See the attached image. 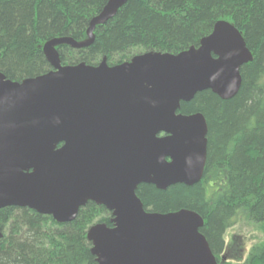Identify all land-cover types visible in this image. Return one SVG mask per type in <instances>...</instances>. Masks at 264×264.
<instances>
[{
	"label": "water",
	"instance_id": "1",
	"mask_svg": "<svg viewBox=\"0 0 264 264\" xmlns=\"http://www.w3.org/2000/svg\"><path fill=\"white\" fill-rule=\"evenodd\" d=\"M125 2L108 0L86 41L47 42L49 72L20 82L0 72V209L28 208L68 223L92 202L112 216L111 227L87 232L97 264H216L197 213L146 211L136 190L201 181L207 124L201 113H179L181 103L205 90L233 98L251 52L235 26L219 20L198 47L177 54L61 64L56 45L90 46L95 26Z\"/></svg>",
	"mask_w": 264,
	"mask_h": 264
},
{
	"label": "trees",
	"instance_id": "2",
	"mask_svg": "<svg viewBox=\"0 0 264 264\" xmlns=\"http://www.w3.org/2000/svg\"><path fill=\"white\" fill-rule=\"evenodd\" d=\"M107 1L0 0V72L18 82L47 73L44 45L63 38L86 41L89 22ZM218 20L241 33L252 60L241 67L233 98L205 90L181 103V114L201 113L207 124L202 179L166 190L140 184L136 194L146 211L197 213L203 220L199 232L218 261L226 231L243 215L262 239L234 264H264V0H126L110 20L95 26L90 46L63 43L55 49L62 65L95 66L106 57L111 66L150 51L177 54L197 47ZM207 179L218 180L213 191ZM110 219L111 213L92 202L68 223L27 208H2L0 264H96L87 231L97 223L110 227Z\"/></svg>",
	"mask_w": 264,
	"mask_h": 264
},
{
	"label": "rangeland",
	"instance_id": "3",
	"mask_svg": "<svg viewBox=\"0 0 264 264\" xmlns=\"http://www.w3.org/2000/svg\"><path fill=\"white\" fill-rule=\"evenodd\" d=\"M206 183L211 186V188H208L209 191H213L217 186L218 180L209 179ZM261 239L262 234L258 227L249 223L243 215H239L235 224L229 228L224 235L225 252L222 255L224 256L223 261H225L223 263L234 264L239 260H244L249 249L261 241ZM231 249L240 254V256L236 258L237 260L228 256Z\"/></svg>",
	"mask_w": 264,
	"mask_h": 264
},
{
	"label": "flooded vegetation",
	"instance_id": "4",
	"mask_svg": "<svg viewBox=\"0 0 264 264\" xmlns=\"http://www.w3.org/2000/svg\"><path fill=\"white\" fill-rule=\"evenodd\" d=\"M224 252H225V250H224ZM228 256L233 258V259H236V258H238L240 256V254L238 252H235L233 249H231V252H230V254H228Z\"/></svg>",
	"mask_w": 264,
	"mask_h": 264
}]
</instances>
